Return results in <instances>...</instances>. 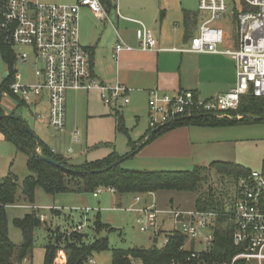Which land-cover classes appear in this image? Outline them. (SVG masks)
Instances as JSON below:
<instances>
[{
	"label": "built area",
	"instance_id": "built-area-1",
	"mask_svg": "<svg viewBox=\"0 0 264 264\" xmlns=\"http://www.w3.org/2000/svg\"><path fill=\"white\" fill-rule=\"evenodd\" d=\"M117 2V0H114ZM236 1L240 3L238 6ZM86 7L97 19H106L100 0H78L74 5L44 4L40 0H0V35L2 43L11 49L29 48L32 51L33 76L35 82L24 85L14 81L7 87L9 93L23 103L44 94L48 102L47 115L42 118L54 131L62 132L65 125V95L68 91H98L102 102L114 109H122L129 103V89L116 82L104 85L92 75L89 53L79 42L78 12ZM239 10L235 15L237 45L223 47L225 32L215 24L229 12ZM246 11H242L243 9ZM198 12L206 18L199 26L197 35L191 39L188 53L214 54L231 58L235 65V85L227 93L210 99H203L195 92L178 91L173 95L149 92V131L160 130L178 121L210 117L218 120H240L241 115H233L246 96L264 98V0H198ZM139 28L138 50L156 51L157 41L152 32L142 23ZM133 49L120 39L114 46V57L122 51ZM31 54L22 51L16 60L25 66ZM4 92L2 96L8 97ZM11 99V98H10ZM76 134L73 141H77ZM102 189L93 193L97 197ZM106 190L115 194L113 189ZM139 195L133 204L125 209L137 214L139 232L156 240L160 248L169 243L168 234L177 232L185 238L181 251L190 252V260L196 264H236L243 260L251 264H264V174L252 172L242 178L236 187L232 202L223 211H179L157 210L154 206H140ZM28 209H30L28 207ZM32 209H36L33 207ZM38 210V209H36ZM56 210V209H52ZM123 210V209H120ZM80 215H87L89 209H78ZM40 222L46 217L36 214ZM231 230L232 246L238 250L229 261H220L212 256L214 250V230L218 223ZM169 223V227L165 224ZM84 224L74 223L66 233H84ZM208 256V260H204ZM57 264H66L65 253H56ZM89 264H94L92 258Z\"/></svg>",
	"mask_w": 264,
	"mask_h": 264
},
{
	"label": "rangeland",
	"instance_id": "rangeland-1",
	"mask_svg": "<svg viewBox=\"0 0 264 264\" xmlns=\"http://www.w3.org/2000/svg\"><path fill=\"white\" fill-rule=\"evenodd\" d=\"M113 12L107 15L106 19L97 20L91 12L85 13L81 7L78 15V34L82 44V34H86V24L92 23L98 26L103 31L105 27L112 32L113 16L116 15V3L111 0ZM169 2V5L179 4L181 0H163ZM44 4L53 5H74L78 0H40ZM236 4L240 6L237 1ZM87 9V8H85ZM88 10V9H87ZM243 9L242 11H246ZM239 10L233 11L231 8L228 15L225 16L227 24L226 30H234V41H237V28L235 15ZM233 15V19L231 16ZM109 20V21H108ZM224 25L223 22L219 23ZM117 43V40H116ZM114 44V46L116 45ZM113 46V55H114ZM15 57L20 52L26 51L31 54L28 66L20 64L17 60L12 66V77L15 76L14 82L19 85H24L31 82L30 72L33 69L32 51L29 48L16 47L12 49ZM9 65L3 60L0 53V83L4 75L8 73ZM65 104V126L62 132L54 131L45 123L40 122L35 117L38 110L34 111L25 105L17 108L18 102L14 99L2 96L3 112L20 118L27 129L43 143L53 154L63 160H66L69 165L83 166L86 163L102 160L112 153L119 156L129 154L131 141L134 146L139 147L145 141H139L140 136L146 134L148 129L147 124V109L141 106L140 111L135 115L132 112H127L124 108L119 113L123 117V125L127 133L118 130V121L115 114L108 108L104 107L97 94L94 91L85 92H67ZM18 101H20L18 99ZM43 112V111H41ZM44 115V113H42ZM42 115V116H43ZM44 117V116H43ZM203 136V148L205 153H208L209 161L207 165L202 163L191 162H172L168 165H162L154 162V160L145 158L142 154L124 160L121 163L123 169L132 171H181L190 172L198 167H207L214 161L233 163L244 167L252 172H261L262 161L264 159V122L258 124H246L234 127L225 128H208ZM151 131H149L148 135ZM76 134L77 141H73V135ZM0 145V183L8 176L14 175L17 178L16 189V205L6 208L7 217V234L9 241L19 246L22 243V233L14 226L15 219H21L30 212L25 208L26 202L23 201L21 194L22 181L29 175L27 170L26 156L17 152L15 147L8 141L2 142ZM211 154V155H210ZM208 184L214 187L220 186L216 181L215 173L210 172ZM211 178V179H210ZM207 185H202V191L206 190ZM226 189L232 192V186L227 184ZM141 202L138 207L143 206L144 202L153 204L157 210H179V211H194L197 193H185L175 191H157L152 194L139 195ZM134 195L117 196L106 189H102L97 198L93 197V193H69L50 196L45 194L41 189L35 191L34 201L31 206L38 209L39 214L46 217L45 222L41 227L34 232V246L31 253L21 264H44L45 250L44 246L47 243L54 244L55 238L61 239L64 230L69 226L70 222L84 224V233L87 235L85 242L92 241L94 237L93 222L99 216L100 222L113 229L112 232H101L95 235V238H105L108 243V250L99 254H94L92 257L94 264H111L112 250H127L131 248H149L152 242L149 241V236L139 232L136 220L137 214L126 211L133 204ZM89 209L87 215H80L75 212L78 209ZM52 209H58L60 215ZM123 209V210H120ZM52 210V211H51ZM170 224H165L169 227ZM159 242L157 241L156 245ZM159 246V245H158ZM66 251L63 247H58L52 264H57L55 261L57 251ZM67 259V256H66ZM89 264V263H88ZM133 264H138L134 262Z\"/></svg>",
	"mask_w": 264,
	"mask_h": 264
},
{
	"label": "trees",
	"instance_id": "trees-1",
	"mask_svg": "<svg viewBox=\"0 0 264 264\" xmlns=\"http://www.w3.org/2000/svg\"><path fill=\"white\" fill-rule=\"evenodd\" d=\"M104 9L111 8V0H100ZM0 53L3 60L9 65L7 76L0 83V134L6 141L10 142L17 152L26 156L27 170L29 175L22 181V198L28 203L30 212L21 219L14 220V226L22 233V243L19 246L13 245L7 234L6 208L16 205L17 178L8 174L0 183V264H21L31 253L34 246V232L45 222H40L36 216L38 210L32 209L35 191L41 189L45 194L56 196L60 194H81L94 193L99 188H109L115 191L117 196L124 195H145L157 191H175L185 193H197L195 209L199 211H223L226 205L232 202L238 182L247 177L250 171L244 167L233 163L212 162L207 167H198L190 172L181 171H132L123 169L121 163L133 157L140 148L160 136L162 133L182 127H204V128H225L246 124H258L264 120L256 121L252 118L264 119V98H254L246 96L241 99L240 106L233 115H241L240 120H218L210 117H199L187 119L173 123L154 132L144 144L135 147L129 141V154L119 156L116 153L108 157L86 163L83 166H72L66 160L55 156L43 143L31 133L24 129L25 123L12 112L11 118L5 117L2 108V94L6 92L11 99L18 102L17 108L24 105L18 101L8 90V85L12 83V66L16 60L13 50L2 43L0 35ZM8 115V114H7ZM118 130L126 133L123 120L117 118ZM39 142V147L37 145ZM40 148V149H39ZM40 156L54 161L58 166L50 165L41 160ZM215 173L216 181L220 186L214 187L208 184L210 172ZM262 172L264 174V159L262 161ZM211 179V178H210ZM207 185L206 190L202 191V185ZM232 186V192L226 189V185ZM52 211V210H51ZM60 215L58 209L54 210ZM64 230L61 239L55 238L56 243H47L44 246V264H52L55 252L58 247H63L66 251V264H88V260L94 254H99L108 250V243L105 238H95L101 232H112L100 222L97 216L93 222L92 231L94 237L92 241L85 242V233H71L67 236L69 229L73 228L74 222H70ZM214 250L212 256L220 261H229L238 250L232 246L231 230L224 227L220 222L214 230ZM169 243L164 248H160L157 241L149 248H131L127 250H112L111 264H196L187 258L188 251H181L179 248L185 242V238L177 232L168 234ZM204 260H208L205 256ZM236 264H251L239 260Z\"/></svg>",
	"mask_w": 264,
	"mask_h": 264
},
{
	"label": "crops",
	"instance_id": "crops-1",
	"mask_svg": "<svg viewBox=\"0 0 264 264\" xmlns=\"http://www.w3.org/2000/svg\"><path fill=\"white\" fill-rule=\"evenodd\" d=\"M112 3L111 1V5ZM115 3V11L117 9L120 16L138 21L152 32L157 41L156 51L142 52L138 50L139 26L135 22L121 19L116 12L115 17L113 16L112 32L108 30V27L102 31L100 27L88 23L86 24V34H82V44L79 34L78 37L80 45L90 55L93 77L104 85H113L118 82L129 89V103L124 107L127 112L136 115L143 106L147 109L148 124L147 100L149 92L152 90L169 95L178 91H190L195 92L203 99H210L225 94L234 87L235 65L231 58L223 55L193 54L185 51L191 39L197 35L200 24L206 18L205 15L198 12V0H181L176 5H169V2L163 0H117ZM85 8V13L90 12ZM104 10L108 16L113 12L112 6L110 9ZM225 16L215 25L225 32L223 47L234 48L237 45V42L234 41L235 33L231 28L226 30L227 28L224 27L228 25V21L224 19ZM94 18L96 17L94 16ZM221 22L224 25L219 24ZM119 39L133 50L122 51L115 58L113 46ZM5 75L7 76V74ZM30 75L31 82L28 83L32 84L35 82L33 70ZM15 76L13 75L11 78L12 82L15 80ZM93 91L97 94L102 105L114 113L117 119L124 108L118 110L106 106L102 102L100 92ZM68 92L88 93L90 91ZM24 105L33 108L34 111L38 110L35 117L45 123L38 118H44L47 115L48 102L44 94L33 97L29 103H24ZM120 117L123 119L122 115ZM207 129L182 126L166 131L143 145L137 153L162 165H168L174 161L207 165L211 156L204 152L202 140V135L206 134L204 130ZM146 131V134L140 136L139 141L146 142L149 139L152 132L148 135L149 127ZM4 141H6L5 138L0 134V145ZM143 205L147 206L145 202ZM25 208L28 209V207Z\"/></svg>",
	"mask_w": 264,
	"mask_h": 264
},
{
	"label": "water",
	"instance_id": "water-1",
	"mask_svg": "<svg viewBox=\"0 0 264 264\" xmlns=\"http://www.w3.org/2000/svg\"><path fill=\"white\" fill-rule=\"evenodd\" d=\"M4 77H6V75H4ZM5 117L11 118L12 116H11V115H5ZM252 119H254V120H256V121L264 120V119H262V118H252ZM24 129H25L26 132H30V131L27 129L26 126H24ZM157 131H158V129L155 130V131H153V132L150 134L149 138L152 137L153 134H154V132H157ZM37 145H38V147H39V142H38V141H37ZM39 149H40V148H39ZM40 158H41V160L44 161L45 163H48V164H50V165H54V166H58L54 161H52V160H50V159H47V158H45V157H43V156H40Z\"/></svg>",
	"mask_w": 264,
	"mask_h": 264
}]
</instances>
